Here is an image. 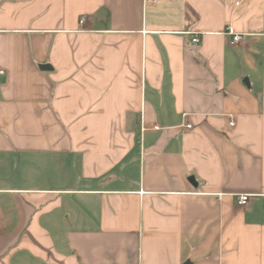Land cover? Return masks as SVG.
<instances>
[{"label": "crops", "instance_id": "obj_1", "mask_svg": "<svg viewBox=\"0 0 264 264\" xmlns=\"http://www.w3.org/2000/svg\"><path fill=\"white\" fill-rule=\"evenodd\" d=\"M0 71V264H264V0H0Z\"/></svg>", "mask_w": 264, "mask_h": 264}, {"label": "built area", "instance_id": "obj_2", "mask_svg": "<svg viewBox=\"0 0 264 264\" xmlns=\"http://www.w3.org/2000/svg\"><path fill=\"white\" fill-rule=\"evenodd\" d=\"M145 3H155L157 2V0H144ZM84 17L81 19V22L83 23L84 22ZM232 39H231V44L233 45H236L238 43H240L241 41H243L246 37V34H242V33H232ZM200 42V37L199 36H194L192 38V43L194 44H197ZM3 72L0 71V77L2 76ZM0 86H1V81H0ZM232 125L234 124L233 122L231 123ZM187 128H192V125L190 124H187L186 125ZM251 198V195L250 194H241L240 196H238V200H237V203L239 205H246L249 200ZM1 230V228H0Z\"/></svg>", "mask_w": 264, "mask_h": 264}, {"label": "water", "instance_id": "obj_3", "mask_svg": "<svg viewBox=\"0 0 264 264\" xmlns=\"http://www.w3.org/2000/svg\"><path fill=\"white\" fill-rule=\"evenodd\" d=\"M41 69L43 70H49V69H52L50 65L48 64H43L40 66ZM193 180V178H191ZM186 264H189V263H186Z\"/></svg>", "mask_w": 264, "mask_h": 264}]
</instances>
